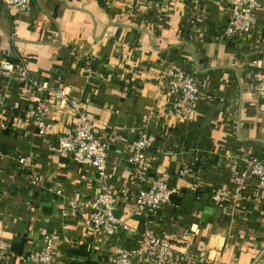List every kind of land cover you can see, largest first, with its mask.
<instances>
[{
    "label": "crops",
    "instance_id": "0c3cea01",
    "mask_svg": "<svg viewBox=\"0 0 264 264\" xmlns=\"http://www.w3.org/2000/svg\"><path fill=\"white\" fill-rule=\"evenodd\" d=\"M255 16L231 35L230 0H29L22 14L0 0V264H25L50 237V264H110L117 248H145L146 232L170 264H264V187L249 176L225 208L210 200L232 186L241 156L264 161V96L253 89L264 79V3ZM169 69L198 82L186 117L173 113ZM37 100L43 115L30 114ZM78 107L108 144L106 180L125 224L115 236L90 223L103 179L58 146ZM142 136L151 145L138 171L126 158ZM163 177L176 188L170 202L135 211V192ZM70 200L84 205L78 217L62 215ZM130 264L163 262L141 253Z\"/></svg>",
    "mask_w": 264,
    "mask_h": 264
},
{
    "label": "built area",
    "instance_id": "2783aa9c",
    "mask_svg": "<svg viewBox=\"0 0 264 264\" xmlns=\"http://www.w3.org/2000/svg\"><path fill=\"white\" fill-rule=\"evenodd\" d=\"M6 5L14 7L16 13L22 14L28 7L29 0H2ZM264 0H230L231 17L227 32L231 35H240L248 32L256 23V11L262 6ZM4 75L10 74L14 67L6 61L1 65ZM18 74L26 76L24 70ZM168 87L174 97L173 113L177 117H186L194 108L199 86L195 76L185 71L169 69ZM253 89L257 94L264 96V79L256 77ZM54 95L61 100L66 99V90L57 89ZM49 106L42 100H37L36 105L30 109V114H45ZM46 125L38 123L39 134L45 132ZM58 146L63 151L73 154L74 158L82 163H88L97 175L103 179L97 189L92 201L88 204L91 208L90 223L100 227L108 236H115L121 228H125L123 221L115 213L116 198L112 193L106 180L108 144L94 134L92 119L82 108H76L72 130L58 136ZM151 145L147 136H142L132 142V151L127 156L126 162L130 167L138 171L145 169V151ZM23 160V159H20ZM241 165L233 163L230 165L232 172V186L230 188H218L210 193V200L213 204L225 208L228 203L241 197L247 177L253 176L259 186L264 187V161L256 156H241ZM166 178V175H164ZM153 179L145 189H139L134 194V209L139 213L155 212L170 202V196L176 192L175 187H169L165 179ZM56 193H60L56 190ZM84 210L79 202L70 200L67 207L62 210L64 217H78ZM150 222V221H149ZM54 234V233H53ZM50 237L39 253L29 255L25 264H50L52 259V248ZM146 247L136 246L129 249L117 248L110 259V264H130L132 259L141 253L156 257L163 264H170V249L162 242L161 238L153 233L143 234ZM204 264H213L211 259H206Z\"/></svg>",
    "mask_w": 264,
    "mask_h": 264
}]
</instances>
